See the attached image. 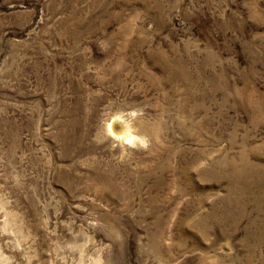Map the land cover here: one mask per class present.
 <instances>
[{
	"label": "rangeland",
	"instance_id": "1",
	"mask_svg": "<svg viewBox=\"0 0 264 264\" xmlns=\"http://www.w3.org/2000/svg\"><path fill=\"white\" fill-rule=\"evenodd\" d=\"M0 264H264V0H0Z\"/></svg>",
	"mask_w": 264,
	"mask_h": 264
},
{
	"label": "bare ground",
	"instance_id": "2",
	"mask_svg": "<svg viewBox=\"0 0 264 264\" xmlns=\"http://www.w3.org/2000/svg\"><path fill=\"white\" fill-rule=\"evenodd\" d=\"M118 123H119L118 127L119 128L122 127V129L117 131V129H115L114 124L112 122L109 125L110 131H112L115 136H117L118 138L122 140L130 139L132 137L131 135H133V125L129 124L127 121H124V119H123V122L121 121Z\"/></svg>",
	"mask_w": 264,
	"mask_h": 264
}]
</instances>
